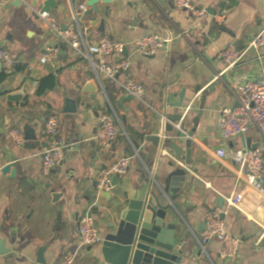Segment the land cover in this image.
Returning a JSON list of instances; mask_svg holds the SVG:
<instances>
[{
  "label": "crops",
  "instance_id": "obj_1",
  "mask_svg": "<svg viewBox=\"0 0 264 264\" xmlns=\"http://www.w3.org/2000/svg\"><path fill=\"white\" fill-rule=\"evenodd\" d=\"M15 1L0 2V49L8 51L16 61L14 72L0 84V169L14 162L17 170L13 179L0 171V239L10 250L4 255V264H55L66 253L75 251L79 244L78 219L94 202L96 226L104 238L110 224L116 222L112 214L117 203L126 205L128 199L138 198L146 180L161 182L177 168L185 173L184 187L174 201L182 218L176 220L183 229L179 241L187 245L181 263L264 264V199L239 179L235 161L218 160L215 154L220 147L228 153L245 148L246 139L251 146L261 144L254 130L224 142L217 123L222 108L235 106L234 84L245 79L259 80L264 75V51L259 61L257 52L247 50L250 41L264 29V0H193L207 10L201 20L174 7L172 0H111L108 5H98L109 8L108 17H99L100 21L104 19V30L100 21L92 26L84 16L87 0H56L57 8L51 14L62 26H76V17L86 44L105 35L126 43L147 34L172 39L152 56L132 54L129 48L130 68L103 88L99 86L103 106L82 92L90 80L88 73L94 77V71L70 47L64 57L58 56L55 68L40 63L42 54L58 44L39 18V6L44 0H20L18 5H12ZM218 15L224 16L222 23L214 21ZM229 42L244 54L236 66L228 69L219 52ZM0 72H4L3 67ZM49 74H54L58 85L36 96L38 81ZM125 79L141 84L145 94L141 99H125L122 108H117L119 98L128 97L120 88ZM67 99L75 100V114L64 112ZM176 102H181L182 107L170 106ZM112 108L126 135L100 147L95 140L99 118ZM179 114L183 120L171 123L173 130L167 133L162 147L147 141L148 136L161 134L160 122L169 124V116ZM50 115L59 120L65 151L62 164L46 177L41 173V156L49 146L44 123ZM122 115L126 116L125 125ZM196 120L187 164L176 156L171 145L184 150V140L178 136L190 132ZM27 125L34 127L40 147L27 148L34 141L15 146L9 138V130L23 132ZM129 154H133L130 168L107 191L110 196L103 197L102 192L97 195L93 183L100 168ZM46 183L55 190L54 197L43 186ZM242 191L244 199L239 209L227 210L226 199ZM220 200H224L222 208L227 210L223 219L228 229L241 239L240 254L235 259H222L216 240L204 250L200 246L205 216L220 208ZM41 248L44 250L39 259ZM102 249L101 243L81 250L74 264L101 261Z\"/></svg>",
  "mask_w": 264,
  "mask_h": 264
},
{
  "label": "built area",
  "instance_id": "obj_2",
  "mask_svg": "<svg viewBox=\"0 0 264 264\" xmlns=\"http://www.w3.org/2000/svg\"><path fill=\"white\" fill-rule=\"evenodd\" d=\"M172 3L177 9L189 12L196 20H201L207 15V10L197 6L193 0H172ZM84 8L83 5L80 6V9ZM39 18L42 26L56 42L65 43L78 57L89 62L94 71L93 78L101 88L106 82L114 80L118 73L125 72L130 68L129 56L123 54L125 49H132V54L140 53L144 56H152L172 41L171 38L159 34H147L126 43L105 35L92 44H86L76 17V26H62L55 16L48 12L40 14ZM223 20V15L214 17V21L217 23H222ZM64 27L65 29H63ZM250 49L259 54V61L263 59L260 52L264 51V29L250 41L247 50ZM243 54L236 48L234 42H229L219 52V58L229 69L240 62ZM58 56V49L52 47L42 54L39 61L55 68ZM108 57L113 58V61L106 62L105 58ZM0 62L5 74L11 75L14 72L16 61L4 49H0ZM120 88L125 94L135 99H141L145 94V89L141 84L129 79L122 81ZM233 92L235 106L222 108L219 113L217 129L221 140L227 142L234 138L244 137L254 130L260 137L261 144L255 149L242 148L234 153H228L224 147H220L216 150V158L218 160L231 158L235 161L239 165V179L244 180L247 187L264 199V154L261 152V148H264V75L259 80L245 79L234 84ZM8 134L15 146L24 144V134L21 130L11 129ZM44 134L49 141V146L41 156V173L47 177L63 161L65 143L59 136L57 116L50 115L46 118ZM124 135L126 133L122 131L120 118L113 108L101 114L95 136L100 147H107ZM130 163L131 158L124 156L101 170L96 180L97 195L111 190L113 178L126 175ZM243 199V191L228 197L226 199L227 210L230 208L239 209ZM96 206L97 203L94 202L78 219V248L63 255L55 264H74L81 250L103 242L92 211ZM227 210L215 208L209 211L205 216L204 229L200 235V246L203 250L210 241L216 240L220 244L221 258L226 260L237 258L241 249L240 237L228 229L223 219ZM0 264H4V255L1 254Z\"/></svg>",
  "mask_w": 264,
  "mask_h": 264
},
{
  "label": "water",
  "instance_id": "obj_3",
  "mask_svg": "<svg viewBox=\"0 0 264 264\" xmlns=\"http://www.w3.org/2000/svg\"><path fill=\"white\" fill-rule=\"evenodd\" d=\"M1 2V0H0ZM20 0L12 2V5H18ZM111 0H87L85 6L87 10L84 11V16L92 26L97 24L100 20L99 17L106 18L109 16V8H99V3L110 4ZM57 8L56 0H44L39 6V14L44 12L52 13ZM101 30H104V19L100 21ZM65 29V27L63 28ZM58 49L59 57H64L67 53V45L65 43H58L55 46ZM124 56H127V50H124ZM2 63H0V71ZM120 73L117 74V76ZM90 80L87 81L82 87V92L96 98L103 106L104 100L99 91V84L89 72ZM131 100L132 97H121L116 102L117 108H122L121 103L125 100ZM170 106L178 108L182 107L181 102H176ZM125 109V108H124ZM202 109V108H201ZM64 112L67 114H75L77 107L75 100L67 99L66 108ZM202 111L199 112L198 117L201 116ZM183 115L169 116V124L160 122L162 132L160 135L148 136L147 141L151 142L156 148L162 147L167 133L173 130L171 123L181 122ZM122 124H126V116H121ZM194 128L186 135L181 133L178 137L184 140V150L171 145L176 156L181 157L187 164L190 163L191 147L195 128L198 125L197 120L193 122ZM24 139L26 142L34 141V145H29L27 148L32 149L37 146L40 147L39 142L36 140L34 127L24 126L23 128ZM245 148L247 150L255 149L258 146H251L250 140H244ZM67 142L66 145H70ZM79 145H77V149ZM65 151V149L63 150ZM264 154V148H261ZM132 158L133 154H129ZM106 166H102L94 177L93 188H96V180L101 170ZM3 175L9 179L16 176V167L14 162L3 165L0 169ZM119 177H114L112 180V187L118 183ZM185 173L182 169L177 168L168 174L163 181L146 180L145 185L139 190L138 198L128 199L126 205L121 203L116 204V209L112 216L116 220L115 223L110 224L109 232L103 238L102 260H92L91 264H180L183 259L184 250L186 248L185 242H180V236L183 235V229L177 224V217L180 218L174 208V201L176 195L184 187ZM46 189L56 195V192L51 185L46 183L43 185ZM108 192H102L101 196H108ZM110 196V195H109ZM224 200H220L219 207L222 208ZM224 217V215H223ZM182 218H180L181 220ZM44 248H41L38 258L41 259ZM10 250L4 247L0 239V254H9Z\"/></svg>",
  "mask_w": 264,
  "mask_h": 264
},
{
  "label": "trees",
  "instance_id": "obj_4",
  "mask_svg": "<svg viewBox=\"0 0 264 264\" xmlns=\"http://www.w3.org/2000/svg\"><path fill=\"white\" fill-rule=\"evenodd\" d=\"M7 78V74L0 72V84H2ZM58 85V81L54 74H49L38 81V86L35 91V95L40 97L46 94L48 91H52Z\"/></svg>",
  "mask_w": 264,
  "mask_h": 264
}]
</instances>
